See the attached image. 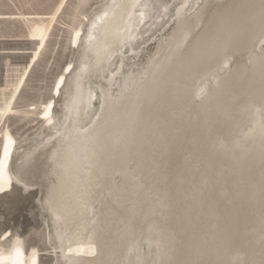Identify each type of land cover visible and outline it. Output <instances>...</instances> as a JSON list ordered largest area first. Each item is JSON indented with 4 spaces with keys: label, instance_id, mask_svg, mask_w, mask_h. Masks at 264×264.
Here are the masks:
<instances>
[{
    "label": "bare ground",
    "instance_id": "6f19581e",
    "mask_svg": "<svg viewBox=\"0 0 264 264\" xmlns=\"http://www.w3.org/2000/svg\"><path fill=\"white\" fill-rule=\"evenodd\" d=\"M152 2L107 0L90 19L80 40L78 71L70 78L74 84L65 89L64 120L54 124L48 140L19 156L14 176L22 181L36 153L55 144L56 182L44 204L56 221L65 264H116L123 257L129 261L120 264H264V240L237 254V238L254 221L251 213L264 223V202H249L236 189L238 158L247 155L253 136L264 150V112L251 109L264 104V0H181L173 12L163 5L155 15ZM162 17L172 25L157 39L145 67L136 75L124 70L143 34L163 27ZM127 49L132 56H125ZM112 58H118L114 72ZM96 90L98 117L84 125L81 118ZM131 163V173L113 182ZM189 166L196 168L198 181L192 195L203 193L208 211H215L222 201H213L223 193L231 197L210 221L214 240L195 255L186 249L192 241L180 240L181 213L173 214L166 231L160 229L175 199L166 193ZM139 240L142 255L133 258Z\"/></svg>",
    "mask_w": 264,
    "mask_h": 264
},
{
    "label": "rangeland",
    "instance_id": "374dc122",
    "mask_svg": "<svg viewBox=\"0 0 264 264\" xmlns=\"http://www.w3.org/2000/svg\"><path fill=\"white\" fill-rule=\"evenodd\" d=\"M106 1L0 0V164L4 165L0 169V264H65L56 237V221L49 205H45L51 186L56 182L53 173L55 161L51 160V151L55 144L36 153L33 164L25 173L26 176L29 175L26 184L25 175L22 182L14 174L20 157L36 149L39 141L48 140V136L56 132L54 128L57 125L54 124L64 120L62 116L63 111L65 112V89L72 82L74 84L73 73L78 71L80 40L90 19ZM180 2L181 0H154L153 15L162 11L163 5L170 7L173 12ZM160 20L165 22L163 27L143 34V39L134 45L138 54L127 60L128 66L124 70L131 68L129 73L136 75L145 67L147 59L155 50L157 39L168 33L172 25L169 19L162 17L158 21ZM151 23L150 21L148 25ZM148 25L143 29H147ZM263 44L264 42L260 43V48L264 51ZM123 51L126 57L133 55L128 49ZM112 59L109 71L114 72L118 66V58ZM177 75L175 74V78ZM185 79L184 86L190 89L192 80L187 77ZM196 88L194 87L195 91ZM94 93L87 115L84 119L81 118L84 125L98 117L101 98L97 90ZM185 95L188 97V91ZM251 109L254 112H264V104L261 108L257 106ZM251 109L242 111V116L252 113ZM144 141L152 143L148 137ZM257 144V137L253 136L247 144V155L243 154L238 158L236 189L238 188L245 200L261 205L264 202V150L260 151ZM49 161L54 164H49ZM203 164L204 169H208L206 160H203ZM134 166V163L123 165V169L112 177L113 182L118 183L122 176L124 179ZM193 169L196 168L189 166L182 169L180 180H176L170 187L171 192L166 193L175 199L172 201L171 213L162 222L164 224L160 229L166 231L167 228L164 227L173 214L181 213L178 214L182 220L179 237L181 241L187 238L192 241L193 244L189 243L186 249H192L191 253L195 255L202 246L214 240L210 221L218 218L222 205L228 204L231 197L228 193H223L219 200L213 201L222 202L215 207V211L209 212L207 203L202 202L203 193L200 196L192 195L193 189L198 185ZM204 176H200V179L205 180ZM158 198L159 195L157 200L156 197L153 200L158 201ZM97 208L98 206L95 207ZM201 214L209 217L207 222ZM92 216L96 219L98 214L94 213ZM251 216L254 221L248 226L249 232L237 238V245L240 247L237 254L245 248L242 246L249 243L248 246H253L255 242L264 240V223H257L259 219H256L255 213H251ZM117 232L119 234L120 230ZM141 245L142 240H139L131 251L133 258L137 254L142 255ZM143 257L148 262V255L144 254ZM128 261L123 257V262L121 260L116 264ZM184 264L196 262L188 260Z\"/></svg>",
    "mask_w": 264,
    "mask_h": 264
},
{
    "label": "snow or ice",
    "instance_id": "6c2138e0",
    "mask_svg": "<svg viewBox=\"0 0 264 264\" xmlns=\"http://www.w3.org/2000/svg\"><path fill=\"white\" fill-rule=\"evenodd\" d=\"M5 155H6V156L8 155L7 149H6V151H5ZM3 167H4V165H3V164H0V169H2Z\"/></svg>",
    "mask_w": 264,
    "mask_h": 264
}]
</instances>
